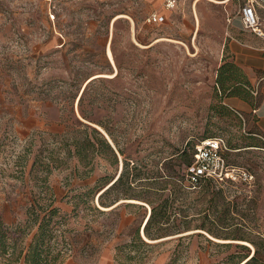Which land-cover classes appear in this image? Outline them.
<instances>
[{"label": "rangeland", "instance_id": "rangeland-1", "mask_svg": "<svg viewBox=\"0 0 264 264\" xmlns=\"http://www.w3.org/2000/svg\"><path fill=\"white\" fill-rule=\"evenodd\" d=\"M154 7L162 8L149 0H0V111L18 109L24 121L41 122L24 140L0 137L2 187L26 212L12 226L22 240L12 255L10 246L6 254L0 250V264H25L15 257L47 212L37 208L34 223L33 201L58 208L53 220L59 222L45 243L47 259L58 253L57 261L223 264L235 244L264 241V135L255 116L227 100L217 82L223 22L239 7L199 0L194 9L182 0L166 22H145ZM103 73L113 75L92 77ZM76 119L108 136L115 160L99 154L85 165L67 156L61 143ZM208 136L224 139L226 163L248 170L250 182L190 183L194 146ZM123 168L132 184L103 198L109 204L118 196L115 204L100 206L98 188L82 194ZM42 178L49 188L39 186ZM124 188L140 200L121 196ZM162 204L164 219L156 216L150 225L157 238H143L152 246L120 248ZM223 242L231 245L217 244Z\"/></svg>", "mask_w": 264, "mask_h": 264}, {"label": "trees", "instance_id": "trees-1", "mask_svg": "<svg viewBox=\"0 0 264 264\" xmlns=\"http://www.w3.org/2000/svg\"><path fill=\"white\" fill-rule=\"evenodd\" d=\"M222 71L224 72V65H221L219 67V71H218L219 77L217 79V82L221 85L223 89H225L223 85L224 80L221 78L223 73ZM85 89L86 87L83 88L82 90V93L79 97V103L82 100V96ZM82 116L86 118V114L83 113ZM98 124L102 126L107 131V133L112 137L111 132H109V130L102 123H98ZM65 135L66 136L68 135V137H64L62 139L61 147H65V152L67 156H75L80 163H84L85 165H87L93 157L99 154H106L111 160L116 159L114 148L111 146V144L105 138L103 133L97 127L91 126L85 122L76 119V121L73 122L72 124V128L69 127L68 130L65 131L64 136ZM192 161H193V154H192ZM91 171L92 168L86 170L84 176L90 175ZM103 180H105V177H100L99 179H97L94 187L85 188L82 194L89 195L91 192H93L94 188H98L97 190L99 191L95 193L94 198L97 197V201L100 206H106V207L115 204L119 200V197L117 196L113 198V200L109 204H107L103 200L106 194L114 190L121 183H126L128 186L132 184V181L127 176V171L124 170V168L115 179L106 181L104 185L100 186L99 183H101V181ZM202 181L213 182L214 180L210 178H202L199 180V182ZM45 185H47L46 187L49 188L48 184L45 183V179L42 178L40 180L39 186L41 188H44ZM126 191L127 188L126 189L124 188V191L120 195L124 196V198H133L140 200L138 197H129L128 192ZM159 207H160L159 210H157V208L154 206L152 207L147 220L143 224L144 235L146 238L150 240L157 238L156 233L150 230V225L152 221L154 220V218H156V216H158L159 219L162 220L164 219L163 218L164 205L162 204ZM37 208H41V209L47 208V212L44 214L43 217H41V220L38 222L37 231L34 234L31 242H29L26 248H24L23 246L19 249L18 254L15 257V260H18L20 257H22L23 262L25 264L26 263L47 264L49 261L54 263L56 262V264H63L64 259H60L57 261L58 253L53 254L49 259H47V255L49 254V247L45 245L47 238L49 239L53 236L52 231L55 228V225L59 222L58 220H53L54 215H56L58 212V208L52 207L51 201H47L44 204L33 201L31 203L28 213L29 215H32V221L34 223L37 222V219L39 217V214L36 211ZM95 208L97 210H100L98 206H95ZM158 222L161 223L160 220ZM51 223L53 224L50 226ZM17 225H12V226L16 227ZM12 226H7L3 224V222L0 219V250L6 254L7 247L10 246L13 249L10 255L14 253L18 242L21 241L23 237L22 233L20 231H17L16 228H12ZM211 234L215 237H218L217 235L214 234V232L213 233L211 232ZM250 242L252 244L251 247L252 248L254 247L253 253L250 254V248H249L250 245L246 243L235 244V247L238 248L237 251L234 253H229L227 256H225V260H223V264H264V241L252 240ZM217 244L219 246H224V247H229L231 245L229 242H223ZM140 246L150 247L152 246V244L144 240L137 231L132 241L120 246V248H128V249L136 250V248ZM127 259H129V256L125 257V260ZM233 259L236 260L231 263Z\"/></svg>", "mask_w": 264, "mask_h": 264}, {"label": "crops", "instance_id": "crops-1", "mask_svg": "<svg viewBox=\"0 0 264 264\" xmlns=\"http://www.w3.org/2000/svg\"><path fill=\"white\" fill-rule=\"evenodd\" d=\"M149 1L155 3L159 1L162 6L161 0ZM187 1L195 9L199 0L195 3L193 0ZM181 5L182 0H179L178 6L172 10H166L163 6L161 9L154 7L147 13L144 21L151 23L147 21L148 15L158 11L165 16V20L151 24L164 23ZM259 12L264 17V10ZM223 23L219 53L222 55L221 65H224L221 78L224 80L225 95L236 107L255 116L257 133L264 135V35H257L245 29L238 14L228 16ZM0 122L3 123L0 127V137L6 134L19 141L28 138L32 131L41 125L38 118L31 117L24 121L23 113L18 109L14 114L0 111ZM3 182V179H0V219L7 226L17 225L26 217L25 206L23 203L10 201V196L7 195L9 192L7 193L2 187ZM29 238H26L24 248L28 246ZM63 264L85 263L70 257ZM98 264H111V262L100 260Z\"/></svg>", "mask_w": 264, "mask_h": 264}, {"label": "built area", "instance_id": "built-area-1", "mask_svg": "<svg viewBox=\"0 0 264 264\" xmlns=\"http://www.w3.org/2000/svg\"><path fill=\"white\" fill-rule=\"evenodd\" d=\"M197 0H193L195 3ZM215 3L226 4L235 1L239 7L238 15L243 27L257 35H264V17L260 10H264V0H208ZM166 10L175 9L179 0H161ZM165 16L153 11L147 17L151 23H160ZM225 141L221 136H208L201 138L194 146L193 161L187 166L186 176L190 183L199 182L202 178H210L217 183L224 181L243 180L250 182L253 175L246 169L229 166L223 155Z\"/></svg>", "mask_w": 264, "mask_h": 264}, {"label": "bare ground", "instance_id": "bare-ground-1", "mask_svg": "<svg viewBox=\"0 0 264 264\" xmlns=\"http://www.w3.org/2000/svg\"><path fill=\"white\" fill-rule=\"evenodd\" d=\"M196 14V13H195ZM196 16V23H199V17H198V15L196 14L195 15ZM107 55L110 57V59L113 61V58H112V52H111V49H110V47H107ZM99 75H102V76H112L113 74H106V73H103V74H95V75H93L92 77H94V76H99ZM130 200H134V201H139V200H136V199H130ZM148 216L149 215H147V217H146V220H147V218H148ZM142 231V230H141ZM145 237V236H144ZM146 238V237H145ZM146 239H148V238H146ZM148 240H150V239H148ZM244 243H246V244H248V245H250V246H252L251 245V243H249V242H247V241H243Z\"/></svg>", "mask_w": 264, "mask_h": 264}, {"label": "water", "instance_id": "water-1", "mask_svg": "<svg viewBox=\"0 0 264 264\" xmlns=\"http://www.w3.org/2000/svg\"><path fill=\"white\" fill-rule=\"evenodd\" d=\"M82 93V92H81ZM80 93V94H81ZM79 97H80V95H79ZM78 97V98H79ZM95 127H97V126H95ZM102 133H103V135L105 136V138L108 140V142L111 144V146L113 147V144H112V142L110 141V139L108 138V136L99 128V127H97ZM96 199H97V197H96ZM146 221V220H145ZM145 221H144V223H145ZM140 234H141V236H142V238H144V230H143V226H142V231L140 232ZM145 239V238H144ZM146 241H148V240H146Z\"/></svg>", "mask_w": 264, "mask_h": 264}]
</instances>
